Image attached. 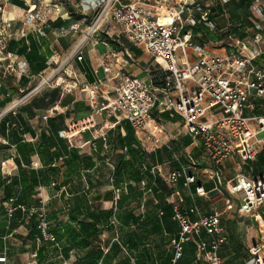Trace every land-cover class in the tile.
<instances>
[{"label":"crops","instance_id":"0c3cea01","mask_svg":"<svg viewBox=\"0 0 264 264\" xmlns=\"http://www.w3.org/2000/svg\"><path fill=\"white\" fill-rule=\"evenodd\" d=\"M41 1L8 0L0 15L10 23L3 43L0 44V100L9 97L11 101L15 94L26 90L31 80L40 76L49 64L65 57L80 39V32L89 20L88 16L83 17L78 13L80 2L86 0H54L47 12L41 6L50 24V27L45 28V34L41 35L36 30L38 23L27 20L23 13V9L29 5L35 4L39 7ZM160 3L161 1L158 5ZM203 3L209 5L207 19L212 26L197 23L186 27L191 33L194 27L199 28L196 34L192 33L193 41L197 45L208 42L216 45L227 36L231 37V43L239 41L243 45L242 48L240 45L237 48L244 54H250L256 44L261 47L264 45V0H228L224 5L218 0H206ZM51 6L58 10H51ZM253 6L260 10L256 12ZM195 15L198 17V14ZM70 26L77 29H70ZM61 30L64 31L60 32ZM208 33L220 39L201 41L202 34L207 36ZM95 39V46L89 42L83 45L81 60L73 58L69 62L79 83L98 84L100 90H105L108 80L117 82L114 78L117 74H133L149 82L151 76L157 72L155 58L144 49L132 45L112 20L104 23L103 28L95 34ZM221 50L217 48L212 51ZM261 58L264 61V55ZM100 101L101 98L98 97L97 108L92 111L82 93L76 95L71 91L59 95L53 104L45 108L28 101L10 112L0 114V264H13L12 253L18 248L13 246L12 241L7 243L4 238L17 234L14 237L22 240V245L29 238L36 240L39 237L38 230L35 235L30 234L28 224L21 223L22 216L19 213L13 212V217H8L4 210L8 202L15 205L16 194L21 191V185L18 184L13 195L6 200L3 183L12 177H18L21 171L29 170L35 171L37 182L24 197L27 202L24 206L42 204L48 222L59 214L67 219V212L76 196H82L87 204H95L100 209H112L110 224L98 226L96 233L85 240L84 246L69 242L65 235L57 239L54 234L56 228H62L66 223L74 227L68 219L57 227H48V232L54 235L56 247L57 243L60 244L59 249L64 260L60 264H78L81 260L87 264L88 254L97 249L101 254L97 264H102V259L104 264H175L176 261L172 262L173 249L170 245V239L179 230L177 222L172 219L175 204L190 219L196 217L189 212L193 204L202 215L219 211L227 239L218 254L222 264H238L237 250L249 242L248 249L259 234L253 216L237 212L238 196L228 194L225 182L238 172H244L253 178L260 176H253L250 171L252 163L257 160L264 147L260 148L253 161L245 164L238 154L232 155L224 164L219 182L213 175V166L203 154L200 142L193 140L185 133L184 127L174 121V117L178 116L167 113L160 115L155 110L151 112L152 117L160 119L162 126L161 139L156 141L143 132H136L127 121L117 120L108 114L106 109L100 108ZM76 102L82 103L87 110H76ZM51 108L54 111L46 120H42L41 116ZM252 113L264 114V101H256ZM90 114L94 126L77 134L72 139V145L56 135L55 132L63 129L69 120H78ZM125 123L132 130L135 139L133 146L139 152L138 159L132 162V170L138 173L136 179L129 177L126 171L122 172L121 179L113 173L114 168L119 166L120 159L129 158L126 148L120 145V138L126 134ZM45 141L50 143L48 149L42 147ZM70 149H74L80 156H89L92 166H82L76 172L71 171L65 163ZM173 152L178 154L179 162L173 160ZM140 153H143L142 157ZM187 156L197 163L189 170L194 181L186 185L184 177L181 176L175 185L169 186L166 176L180 164L188 165ZM197 187H202L204 194H196ZM229 203L231 208L227 207ZM263 208L255 210L260 220L263 219ZM127 213L136 217L137 221L121 223L119 217H124ZM98 233L105 235L102 242L93 241ZM201 236L206 238L204 232ZM62 239L65 242H61ZM39 240L46 243L43 239ZM43 245L37 248L39 260L45 253ZM67 247L70 250L65 255L63 251ZM72 250H84V258L77 262L72 259L70 261L69 253ZM180 258L184 263L192 259L185 253ZM67 260L70 262L67 263ZM193 262L209 264L203 259H197L195 253Z\"/></svg>","mask_w":264,"mask_h":264},{"label":"built area","instance_id":"2783aa9c","mask_svg":"<svg viewBox=\"0 0 264 264\" xmlns=\"http://www.w3.org/2000/svg\"><path fill=\"white\" fill-rule=\"evenodd\" d=\"M160 1L164 4L162 11L158 5ZM204 1H81L78 13L83 17L88 16L89 20L80 32L78 42L65 55L63 63L69 64L73 58L81 60L83 45L89 42L95 46V34L103 28L104 23L107 20L115 22L120 33L132 45L144 49L155 58L158 70L149 82L133 74H117L114 77L117 82L108 80L105 90H100L98 84L80 83L79 91L83 98L94 111L100 97V108L106 109L117 120L127 121L136 132H143L156 141L161 139L162 126L160 119L152 117L151 112L155 110L160 115L167 113L178 116L185 133L200 142L205 158L213 166V175L220 182L224 164L232 155L238 154L245 164L253 161L260 148L264 147V114L252 113L256 101H264V61L261 58L264 45L261 47L256 44L250 54H244L237 48L239 41L231 43L228 40L222 44V51L217 52H209L207 43L197 45L191 30L186 27L197 23L212 26L207 19L210 8ZM227 1L218 0L222 5ZM7 2L0 0V15ZM253 9L256 12L260 10L256 6ZM54 10L57 11V7L54 6ZM23 13L27 20L38 23L36 30L44 35L45 28L50 27V24L42 12L41 4L39 7L29 5L23 9ZM160 14L168 16L169 20L160 22ZM9 25L8 21L0 17V44L3 43ZM70 29L77 28L70 26ZM52 76L49 74L44 77L34 89L37 90L44 83L51 87L60 85L61 82L49 84ZM73 84V87L77 85L75 81ZM18 102L0 114L12 111ZM53 111V108L47 110L41 116L42 120H46ZM93 126L94 120L90 114L78 120H69L63 129L57 131V135L72 145V139L77 134ZM167 148L171 150L168 145ZM172 157L179 162L178 154L173 152ZM187 162L188 165L180 164L168 173L166 181L169 186L175 185L181 176L186 185L194 181L189 170L197 163L190 156H187ZM225 188L230 196H238L237 212L253 216L257 224L259 235L248 247V258L244 264H264V212L262 220L255 212L264 207V169L260 176L254 178L238 172L225 182ZM195 193L204 194L202 187H197ZM8 203L4 208L6 215L10 217L19 208L26 212L25 224L35 214L39 232L36 240H54V236L48 232V221L42 204L26 208ZM227 207L231 208V203ZM189 212L196 217L190 219L187 214L179 211L176 204L173 206L172 219L177 222L179 230L170 239L172 262L182 255L184 244L192 242L197 259H203L209 264H222L218 251L227 236L220 212L214 210L202 215L195 204L189 208ZM202 232L206 238H202Z\"/></svg>","mask_w":264,"mask_h":264},{"label":"trees","instance_id":"16d2710c","mask_svg":"<svg viewBox=\"0 0 264 264\" xmlns=\"http://www.w3.org/2000/svg\"><path fill=\"white\" fill-rule=\"evenodd\" d=\"M199 31V28L194 27L192 29V33L196 34ZM203 32V31H202ZM201 41H204L206 39H211L213 41H217L220 39V37H217L211 33H208L207 36L200 37ZM45 67V66H44ZM155 74V73H154ZM153 74V75H154ZM59 97V89L57 87L51 88L48 92L44 93L40 97V101L36 105L40 108H45L51 104L54 103L55 100H57ZM9 97H4L3 100H0V107L5 106V103L9 102ZM74 108L76 110H87L82 105V103L76 102ZM125 129L126 134L124 137L120 138V145L124 146L126 148V154L129 155V158L127 160H121L119 162V166L114 168V175H118V178L121 179L122 172L126 171L127 175L131 178H138V173L136 171L132 170L133 167V160L135 161L138 159V150L134 148L135 139L132 133V130L129 128L128 123H125ZM53 127V126H52ZM57 135V131L55 132ZM41 140L44 141V139L41 136ZM42 142V141H41ZM45 145V146H44ZM50 145L48 142L42 143L43 149L47 148ZM62 145H60L61 147ZM26 145L24 144V148L26 149ZM22 149V148H21ZM141 157L143 156V153H140ZM67 161L65 163L67 164V167L73 172H76L78 169H80L82 166L84 167H91L92 163L89 156H80L74 149H70L69 153L67 154ZM36 180V173L33 170L25 171V172H19L18 177H12L8 182L3 183V194L4 198L7 200L10 196L13 195V191L15 187L19 184L21 185V191H19L16 194V200L15 205H26V201L24 199L25 196L28 195V193L33 189ZM1 184V183H0ZM24 188V190H23ZM26 207V206H25ZM29 208V207H26ZM17 214L19 213L22 216V219H20L21 223H24V218L26 215L25 211L20 210L19 208L15 209L13 211ZM13 214V213H12ZM14 215V214H13ZM12 216V215H11ZM113 216L112 209H100L95 204H87L85 199H83L82 196H76L72 204L67 212V219L69 223H73L74 227H72L70 224L66 223L62 225V228H56L54 230V234L56 235L57 239L61 238L63 235L67 236V239L69 242H76L79 245L84 246V242L87 238L93 236L96 231L97 227L100 225H106L108 226L110 224V219ZM116 218V215H114ZM13 217V216H12ZM120 222L123 224H126L129 222H136L137 218L132 216L131 214L127 213L124 217H119ZM29 226V232L30 234H36L37 228H36V220H35V214L31 215L29 217L28 223ZM70 248L64 249V254L67 255ZM188 254V256L192 257V259L188 260L187 262H181V258L176 260L175 264H195L193 262V257L195 253V246L191 243H186L183 246L182 254ZM101 257L100 250H95L91 254H88L87 258L89 259L87 264H97L98 259ZM104 260L102 259L101 262ZM192 261V262H191ZM204 264V263H203Z\"/></svg>","mask_w":264,"mask_h":264},{"label":"rangeland","instance_id":"374dc122","mask_svg":"<svg viewBox=\"0 0 264 264\" xmlns=\"http://www.w3.org/2000/svg\"><path fill=\"white\" fill-rule=\"evenodd\" d=\"M53 1L54 0H42L40 2L41 6L42 5L44 6L45 12H47V10H50L49 6L53 4ZM55 1H57V0H55ZM159 6L161 8L160 11H162L164 8L163 5L160 3ZM52 9L54 10V8L51 6V10ZM70 11L72 12V10H70ZM228 40H230V42H231V37H230V39H228V36L225 38H222L221 42H219L220 45L219 44L214 45L215 43L213 44L211 42H208V45L206 46V48L209 52H212V50H214V49L222 48L223 47L222 44L224 42H227ZM63 59H64V57L59 58V59L55 60L54 62H52L51 64H49L48 68L40 76H36L31 80V82H30V84L26 90H24L22 93L15 94L14 97L12 98V100L10 102H8L7 105H5L0 110V112L2 110L6 109L7 107L11 106L12 104H14L17 101H19V102L13 107V109L16 108L18 105H20L24 102H28V101L29 102L31 101L33 104L39 103L40 97L44 93L48 92L51 88H55L53 86L51 87L50 85H47L46 83H44V85L42 87H39L37 90L34 89L37 86V84H39L42 81V79L44 77L48 76L49 74H53L52 81L51 82L49 81V84H56V82H61V83H59L60 85L56 86L59 89V95H62L64 93H70L71 91L72 92L74 91L76 93V95H78L80 92L79 89H80L81 85H80L79 81L76 79V77L74 75V71L72 70V68L69 66L68 63H63ZM74 81L77 83V85L75 87H73ZM174 121H176L178 124H180L182 127H184L180 118L174 117ZM96 128L97 127L95 126V129ZM187 140L189 141V138ZM145 146L147 148H149L148 147L149 145L147 143H145ZM263 167H264V149L261 151V154L259 155L257 160L252 163V170L250 171V173L253 176L261 175ZM263 210H264V208L261 209V213L263 212ZM35 220L37 223V217L36 216H35ZM66 220L67 219L65 217H63L61 214H59L58 217L49 219L48 227H51V228L57 227L59 223L61 224V222H66ZM16 235L17 234H13L11 237L4 238L7 243L9 241H12L13 246L18 247L17 250H15L12 253L11 260H12L13 264H35V263L36 264H60V263H64V260L62 257L63 255L61 254L60 249H59L60 244L57 243L58 247H56V244H55L56 240L55 239L53 241L44 240V242H46V243H42V240L38 241V240L29 238L27 241L23 242L22 245H20V241H22V240H20L19 238L15 239L16 237H14V236H16ZM11 238H13L14 240H12ZM102 239H105V235H102V233H100V234L98 233L97 238L93 237V241L96 240V242H99V240H100V242H102ZM61 242H65V240L62 239ZM25 243H27L26 246H25ZM15 244H17V245H15ZM42 244H44L43 246L45 248V253H44L43 258L42 259L40 258V260H39V258H38L39 254L37 252V248L38 247L40 248L42 246ZM248 244H249V242L245 243V245L241 246L237 250V253H238L237 262H238V264H242V262L248 258V254H247ZM19 246H23V248H19ZM84 253H85L84 250L82 252H78L76 250L70 251V253H69L70 261L72 259L73 262L74 261L77 262L78 260L83 259ZM70 261L67 260V263H69ZM74 264H76V263H74ZM78 264H85V262L81 260V263H78Z\"/></svg>","mask_w":264,"mask_h":264},{"label":"bare ground","instance_id":"6f19581e","mask_svg":"<svg viewBox=\"0 0 264 264\" xmlns=\"http://www.w3.org/2000/svg\"><path fill=\"white\" fill-rule=\"evenodd\" d=\"M167 20H169L168 16L160 14V16H159V21L160 22H166Z\"/></svg>","mask_w":264,"mask_h":264}]
</instances>
